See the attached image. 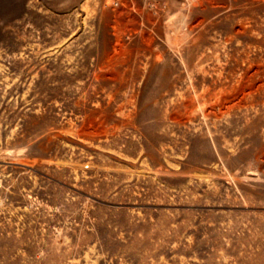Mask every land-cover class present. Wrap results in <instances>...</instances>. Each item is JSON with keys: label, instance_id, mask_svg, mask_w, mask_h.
<instances>
[{"label": "rangeland", "instance_id": "374dc122", "mask_svg": "<svg viewBox=\"0 0 264 264\" xmlns=\"http://www.w3.org/2000/svg\"><path fill=\"white\" fill-rule=\"evenodd\" d=\"M0 264H264V0H0Z\"/></svg>", "mask_w": 264, "mask_h": 264}, {"label": "bare ground", "instance_id": "6f19581e", "mask_svg": "<svg viewBox=\"0 0 264 264\" xmlns=\"http://www.w3.org/2000/svg\"><path fill=\"white\" fill-rule=\"evenodd\" d=\"M160 55H157V59H159ZM219 91H221L220 93H222V89H220ZM224 93V92H223Z\"/></svg>", "mask_w": 264, "mask_h": 264}]
</instances>
